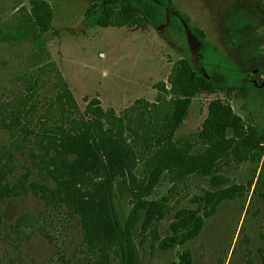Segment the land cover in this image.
Segmentation results:
<instances>
[{
	"label": "rangeland",
	"instance_id": "1",
	"mask_svg": "<svg viewBox=\"0 0 264 264\" xmlns=\"http://www.w3.org/2000/svg\"><path fill=\"white\" fill-rule=\"evenodd\" d=\"M29 1L22 0V4L27 7ZM45 1L53 12L48 30L42 33L50 60L80 109L85 100L96 97L104 110H111L123 121L137 160L156 147L157 140L165 137L178 120L182 100L170 102L169 96L159 92V86L169 87L167 78L180 59L187 57L205 75L221 73L230 86L241 89L256 78L260 81L264 75V0H171L176 11L167 13L163 25L153 28L145 24L132 29L92 27L84 21L89 11L113 0ZM151 1L161 4V0ZM181 13L188 18L189 25L203 30L207 44L192 35ZM12 14L10 0H0L2 29L11 25ZM170 16L182 23L181 33L169 26ZM26 50L24 44L0 42V163L11 168L10 180L29 169L28 184L39 182L42 174L32 161L36 146L30 142V136L18 137L23 127L15 126L29 109L28 104L21 105L16 97L23 92L16 76L23 73ZM259 87L263 89L262 85ZM42 93L52 95V86L46 85ZM234 94L237 97L230 104L243 118L244 125L256 130L263 158L264 92L250 89L245 98L244 91L235 90ZM156 97L160 101L156 102ZM215 98L223 99L224 94H200L192 99L183 121L173 130L176 145L191 143L199 147L198 134L207 104ZM145 103L154 106L146 107ZM105 160L101 158V164ZM262 160L224 165L221 174L228 179L227 186L236 187L235 197L223 200L215 213L204 220L200 233L182 247L160 250L152 236L146 234L142 242L137 241L142 264L176 263L183 250L189 251L192 264H264V178H259ZM134 174L143 177L140 161ZM102 179L103 167L96 166L79 187L78 196H97L96 188ZM171 185L167 177L161 178L148 197L168 198L163 218L154 222L160 238L167 234L176 210L194 209L204 191L218 189L197 177L178 183L169 194ZM113 186L116 205L126 217L131 209L129 194L120 177L114 179ZM44 203L28 191L20 199L0 204V215L6 225L15 226L23 216L38 219L33 230L22 226L24 233L11 231L1 243L5 264H87L95 259L98 250L92 251L82 241L75 218L66 215L65 208L41 217L39 213L46 208Z\"/></svg>",
	"mask_w": 264,
	"mask_h": 264
},
{
	"label": "trees",
	"instance_id": "2",
	"mask_svg": "<svg viewBox=\"0 0 264 264\" xmlns=\"http://www.w3.org/2000/svg\"><path fill=\"white\" fill-rule=\"evenodd\" d=\"M10 8L13 11L11 25L5 29L0 26V42L27 47L23 73L16 76L23 92L17 93L16 97L21 105L28 104L29 109L15 126L29 130L25 132L21 128L18 137L21 135L26 139L30 136V142L36 146V153L31 154L32 161L39 167L42 177L39 182L27 184L30 171L26 169L24 174L10 180L11 168L0 163V204L13 202L31 191L45 202V210L39 213L41 217L65 208L66 215L75 218L85 245L92 251L98 250L95 259L87 264H142L137 241L142 242L146 234L152 236L160 250L182 247L195 238L204 220L215 213L216 207L225 199H233L237 193L235 186H227L228 179L221 174L224 165L263 159L259 178H264V157L256 130L244 125L243 118L230 104V100L237 97L235 90L244 91V98L250 89L264 92L261 80L251 81L244 87L247 91L232 87L223 74L214 71L205 75L183 57L167 78L169 87L159 86V92L169 96V101L182 100V107L177 111L178 120L165 137L157 140L156 147L144 152L137 160L123 121L111 110H104L96 97L85 100L80 109L68 84L50 60L42 40V33L48 30L52 20L50 4L45 0H30L26 7L22 0H10ZM169 11H176L171 0H161V4L151 0H113L89 11L84 21L100 28L132 29L145 24L158 28L165 23ZM180 17L192 35L207 44L203 30L189 25L184 14ZM169 26L177 33L183 29L174 16L169 17ZM46 85L52 86L50 96L42 93ZM218 92H222L224 98H215L207 104L198 134L199 147L195 148L191 143L176 145L172 139L173 130L183 121L192 99L200 94ZM155 101L160 98L156 97ZM101 158L106 159L105 163L101 164ZM138 161L143 171L141 178L134 174ZM96 166L103 167L97 196H78L79 187L86 183ZM116 177L121 178L130 197L131 209L126 217L121 215L115 202L113 181ZM163 177L172 184L169 194L189 177L206 179L218 189L204 191L196 200V208L176 210L167 234L160 238L156 235L154 222L163 218L168 198L149 200L148 197ZM37 225V218L26 216L15 226L6 225L0 215V264H5L1 243L10 232L22 234V226L33 230ZM171 264H192L189 251L183 250L178 261Z\"/></svg>",
	"mask_w": 264,
	"mask_h": 264
},
{
	"label": "built area",
	"instance_id": "3",
	"mask_svg": "<svg viewBox=\"0 0 264 264\" xmlns=\"http://www.w3.org/2000/svg\"><path fill=\"white\" fill-rule=\"evenodd\" d=\"M261 83H262V85L264 86V75L261 76Z\"/></svg>",
	"mask_w": 264,
	"mask_h": 264
}]
</instances>
